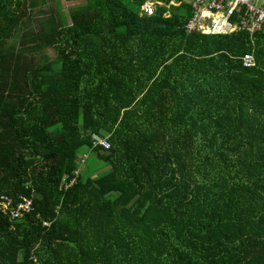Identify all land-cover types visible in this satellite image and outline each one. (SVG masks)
<instances>
[{"label": "trees", "instance_id": "16d2710c", "mask_svg": "<svg viewBox=\"0 0 264 264\" xmlns=\"http://www.w3.org/2000/svg\"><path fill=\"white\" fill-rule=\"evenodd\" d=\"M79 1L65 25L0 0V197L32 200L0 211V264H264L262 38L187 34L185 0ZM86 154L109 170L82 179Z\"/></svg>", "mask_w": 264, "mask_h": 264}, {"label": "built area", "instance_id": "2783aa9c", "mask_svg": "<svg viewBox=\"0 0 264 264\" xmlns=\"http://www.w3.org/2000/svg\"><path fill=\"white\" fill-rule=\"evenodd\" d=\"M144 16L155 14V3L146 2L141 7ZM187 34L200 33L204 36H219L235 31H245L250 36L261 34L264 37V8L256 7L252 0H191V16L183 26ZM244 68L255 66L254 56L246 53L241 57ZM92 147L102 150L110 148L109 143L103 137L92 134ZM85 156L80 158L78 164H83ZM66 182V178L62 179ZM74 183L70 179L65 187ZM32 209V200L20 196V201L15 203L7 196L0 197V211L11 215L13 220L20 219Z\"/></svg>", "mask_w": 264, "mask_h": 264}, {"label": "rangeland", "instance_id": "374dc122", "mask_svg": "<svg viewBox=\"0 0 264 264\" xmlns=\"http://www.w3.org/2000/svg\"><path fill=\"white\" fill-rule=\"evenodd\" d=\"M62 18L65 21V25L70 23V9L74 6H77L81 4V1H73L66 3L62 0H57ZM54 56V55H53ZM86 159L84 161L83 165L78 166L77 173L79 172V175L82 179H87V178H94L100 175H103L107 170H109V167L106 165H103L101 162L97 161L95 159V156L93 154L85 155ZM80 156L78 158H81Z\"/></svg>", "mask_w": 264, "mask_h": 264}, {"label": "crops", "instance_id": "0c3cea01", "mask_svg": "<svg viewBox=\"0 0 264 264\" xmlns=\"http://www.w3.org/2000/svg\"><path fill=\"white\" fill-rule=\"evenodd\" d=\"M62 1H63V0H62ZM78 1H79V0H78ZM185 1L190 5V8H191V0H185ZM71 2H73V1H71ZM147 2L155 3V2H153V1H147ZM67 3H69V2H67ZM145 3H146V2H145ZM145 3H144V4H145ZM252 3H253L256 7L264 8V0H252ZM157 4H160V5H161L160 2H157ZM171 4L176 5V4H174L173 2H171ZM155 5H156V3H155ZM142 6H143V5H142ZM140 15L143 16L142 11H141ZM190 16H191V15H190ZM238 32H242V33H246V34H247V36L249 37V43H250L249 46H251V47H254L255 42H256V37H257V36L261 37V38H262V41L264 42V37L261 36V34H255V36H250V34H248V33L245 32V31H235V32H233V33H228V34H219V36H231V34L238 33ZM251 50H253V49H251ZM249 54H252V55L254 56L253 51H250ZM242 56H243V55H242ZM242 56H241V57H242ZM240 59H241V58H240ZM254 63H255V58H254ZM241 64H242V63H241ZM254 67H255V66H254Z\"/></svg>", "mask_w": 264, "mask_h": 264}]
</instances>
